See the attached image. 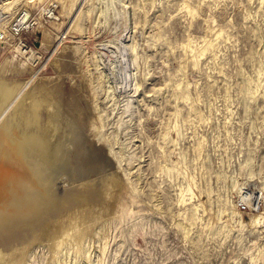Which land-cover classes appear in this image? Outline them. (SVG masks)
Instances as JSON below:
<instances>
[{
  "label": "rangeland",
  "instance_id": "1",
  "mask_svg": "<svg viewBox=\"0 0 264 264\" xmlns=\"http://www.w3.org/2000/svg\"><path fill=\"white\" fill-rule=\"evenodd\" d=\"M2 69L64 147L8 264H264V0H0Z\"/></svg>",
  "mask_w": 264,
  "mask_h": 264
},
{
  "label": "bare ground",
  "instance_id": "2",
  "mask_svg": "<svg viewBox=\"0 0 264 264\" xmlns=\"http://www.w3.org/2000/svg\"><path fill=\"white\" fill-rule=\"evenodd\" d=\"M22 83L6 80L3 78V69L0 71V264L24 260L27 245L20 244L25 243L23 239H26L28 233L30 235L33 232L32 238H29L32 242L36 241L37 236L47 232L54 234L63 226V221L47 223V217L49 218L52 212L50 209L56 212L62 208V202L57 203V198L55 202H52L54 199L51 201L48 198L51 188V185H48L50 160L54 153L64 150V147H57L56 144L62 137L60 132H57L58 125L55 126V121L53 125L47 124V129L42 124L41 99L37 98L35 90L32 96H19ZM11 102L15 103L10 104ZM50 115L49 117H52L53 113ZM54 118L55 116L51 120ZM262 196L256 194L253 198L259 200ZM93 212L92 208H87L75 213V219L82 221L91 217ZM37 226L41 231L39 230L40 234L36 232L34 235Z\"/></svg>",
  "mask_w": 264,
  "mask_h": 264
},
{
  "label": "built area",
  "instance_id": "3",
  "mask_svg": "<svg viewBox=\"0 0 264 264\" xmlns=\"http://www.w3.org/2000/svg\"><path fill=\"white\" fill-rule=\"evenodd\" d=\"M252 201L254 202V199H252ZM261 200H256L255 201V204L253 206H251V210H256V208H259L261 206ZM237 205L243 209V210H246L247 209H250L249 205H248V198H242L239 196L238 194V197H237Z\"/></svg>",
  "mask_w": 264,
  "mask_h": 264
}]
</instances>
